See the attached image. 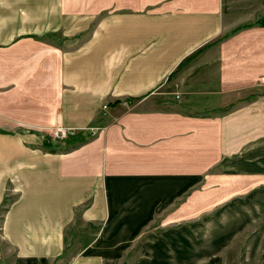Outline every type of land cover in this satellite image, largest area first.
I'll return each mask as SVG.
<instances>
[{
	"label": "crops",
	"instance_id": "1",
	"mask_svg": "<svg viewBox=\"0 0 264 264\" xmlns=\"http://www.w3.org/2000/svg\"><path fill=\"white\" fill-rule=\"evenodd\" d=\"M260 17L264 0H0V264H206L263 214L264 27L223 39ZM244 192L239 214L208 202Z\"/></svg>",
	"mask_w": 264,
	"mask_h": 264
},
{
	"label": "rangeland",
	"instance_id": "2",
	"mask_svg": "<svg viewBox=\"0 0 264 264\" xmlns=\"http://www.w3.org/2000/svg\"><path fill=\"white\" fill-rule=\"evenodd\" d=\"M196 56L191 57L187 62L195 60ZM182 69H184V66ZM168 92V94H165L168 95L166 97H173V100H175L176 94H173V90H169ZM243 183L245 185L247 181L242 182L241 180L239 186ZM250 193L239 194L237 196H209L208 202L215 203L218 201L221 204L217 206V210L223 208L224 211H227V207L237 204L238 207L235 214H239L241 210L248 208V204L255 199L254 195ZM257 202L256 200L255 203L258 204ZM216 211L208 212L207 218L211 219L213 214L221 212L215 213ZM253 218L248 217L247 221L237 228L232 237L222 244L217 251H210L206 259L202 258L197 262L201 263L206 260V264H264V213L256 214ZM191 223L192 225L196 224L194 220Z\"/></svg>",
	"mask_w": 264,
	"mask_h": 264
},
{
	"label": "trees",
	"instance_id": "3",
	"mask_svg": "<svg viewBox=\"0 0 264 264\" xmlns=\"http://www.w3.org/2000/svg\"><path fill=\"white\" fill-rule=\"evenodd\" d=\"M250 27H264V17H260V18H258L255 22H253V23H251V24L243 25V26L237 27V28L234 29L230 34L225 35V36L223 37V39L229 37L230 35L235 34L236 32H238V31H240V30H242V29L250 28Z\"/></svg>",
	"mask_w": 264,
	"mask_h": 264
},
{
	"label": "built area",
	"instance_id": "4",
	"mask_svg": "<svg viewBox=\"0 0 264 264\" xmlns=\"http://www.w3.org/2000/svg\"><path fill=\"white\" fill-rule=\"evenodd\" d=\"M178 96V95H177ZM106 108V106L104 107ZM73 134L72 130L65 129L63 127H58L56 130L52 133L53 138L55 139H66L69 135Z\"/></svg>",
	"mask_w": 264,
	"mask_h": 264
}]
</instances>
